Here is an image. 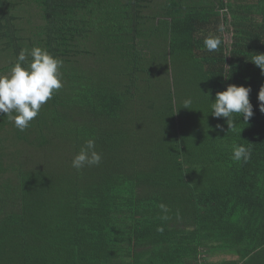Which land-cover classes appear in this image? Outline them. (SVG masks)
Segmentation results:
<instances>
[{
    "label": "trees",
    "instance_id": "trees-1",
    "mask_svg": "<svg viewBox=\"0 0 264 264\" xmlns=\"http://www.w3.org/2000/svg\"><path fill=\"white\" fill-rule=\"evenodd\" d=\"M34 47L63 87L24 131L0 115V264H264V0H0V75ZM229 85L254 112L232 131Z\"/></svg>",
    "mask_w": 264,
    "mask_h": 264
},
{
    "label": "clouds",
    "instance_id": "clouds-1",
    "mask_svg": "<svg viewBox=\"0 0 264 264\" xmlns=\"http://www.w3.org/2000/svg\"><path fill=\"white\" fill-rule=\"evenodd\" d=\"M204 44L207 50L215 51L221 45V40L209 36ZM250 62L264 75V54H253ZM62 66L63 61L53 57L46 49L34 47L30 52L22 49L9 74L0 75V115L7 116L20 131L26 130L39 115L41 107L63 87L60 71ZM250 93V87L229 85L225 91L216 93L211 104V115L214 118H224L228 129L234 130L238 123L237 117L240 121L243 118L246 123L254 115ZM258 101L259 111L264 113V86L259 90ZM191 103V99L185 100L183 108L188 109ZM217 127L223 130L221 125ZM250 158V148L240 144L233 145L234 161L247 163ZM101 159V155L95 150V140L88 139L73 158L72 167L79 170L85 166H98ZM160 208L167 211L164 204Z\"/></svg>",
    "mask_w": 264,
    "mask_h": 264
},
{
    "label": "rangeland",
    "instance_id": "rangeland-1",
    "mask_svg": "<svg viewBox=\"0 0 264 264\" xmlns=\"http://www.w3.org/2000/svg\"><path fill=\"white\" fill-rule=\"evenodd\" d=\"M226 38L228 39L229 36L226 37ZM229 259H232V257H229V256H226V257H223V256H217V257H215V258H209V261L218 262V261H220V260H229Z\"/></svg>",
    "mask_w": 264,
    "mask_h": 264
}]
</instances>
